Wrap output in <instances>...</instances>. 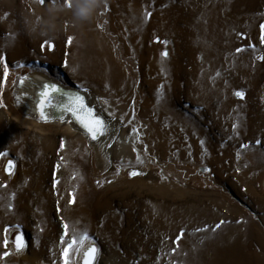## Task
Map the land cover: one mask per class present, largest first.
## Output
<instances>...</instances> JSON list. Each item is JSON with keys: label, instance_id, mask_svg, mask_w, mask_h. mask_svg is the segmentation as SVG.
Masks as SVG:
<instances>
[{"label": "rangeland", "instance_id": "1", "mask_svg": "<svg viewBox=\"0 0 264 264\" xmlns=\"http://www.w3.org/2000/svg\"><path fill=\"white\" fill-rule=\"evenodd\" d=\"M262 56L264 0H0V264H264ZM41 72L117 108L107 148L26 112Z\"/></svg>", "mask_w": 264, "mask_h": 264}, {"label": "bare ground", "instance_id": "2", "mask_svg": "<svg viewBox=\"0 0 264 264\" xmlns=\"http://www.w3.org/2000/svg\"><path fill=\"white\" fill-rule=\"evenodd\" d=\"M3 45L5 44L3 43ZM95 61H94L93 71L92 70L87 71L86 76H84L88 80H90V82L95 83L97 85L98 84L102 85L104 87L107 86L108 84H113L114 86L116 85L118 89L124 85V77L119 76L118 75L119 73L118 74L113 73L114 74L113 75L107 67L106 69H103L102 73H100L99 63ZM80 71L83 72L82 70ZM115 76L117 80L115 79ZM44 85H55L56 88L61 90L60 93L54 94L55 100L53 101V103L57 105V107L47 109V117H48L47 121L48 122L51 121L52 123L56 121L63 122L66 124L68 123L69 125H72L74 129L76 130L80 129L83 135H87L88 137H90V139H92L91 135H89V133L81 126V124L77 121L76 117H74L70 112L63 110L65 106L71 102L70 97H75V96L82 97L84 104L87 106V108L91 109L95 116L103 119L107 126V132L105 135L100 136L95 140L92 139L96 145V149L98 150V152H101L103 148L104 149L107 148L108 141L112 138L114 131H116L115 130L116 124L113 123L111 118L107 116V114L104 111V108L109 113L119 114L117 112V108L112 107L110 109H107L104 106V103L102 104L104 106L102 108L101 104L96 102L95 94L92 93V91L86 92L76 87L66 86L65 84H62L59 81L51 78L50 76L42 74L41 72L27 79V81L24 83V88L21 91V96L24 103L23 108L30 116L40 121H44L41 118L40 110L38 107L41 99V92L45 91V89L43 88ZM33 177L34 174L30 173V177L26 179L29 180L28 185L26 186L22 185L19 180L14 181L13 179H11V183L9 185H6L5 187L6 195L7 194L17 195L14 204L17 201V198L20 197V194L24 195V193L29 189L30 185L33 184V179H32ZM2 190H4V188L0 189V193L3 192ZM23 213H25V211H23Z\"/></svg>", "mask_w": 264, "mask_h": 264}, {"label": "snow or ice", "instance_id": "3", "mask_svg": "<svg viewBox=\"0 0 264 264\" xmlns=\"http://www.w3.org/2000/svg\"><path fill=\"white\" fill-rule=\"evenodd\" d=\"M40 3L43 4L44 0H40ZM67 4L69 7H71V0H67ZM164 55L166 56L167 53H164ZM261 60H264V56L260 57ZM7 66L5 65V78L7 77ZM21 83H23V80L21 81ZM43 88L45 89V91L41 92V99L39 102V110H40V115L41 118L47 122V109L50 108H54L57 107V105H55L53 103V101L55 100V93H60L61 90L56 88L55 85H44ZM236 95L238 97H243V93L241 92H237ZM70 103L68 105L65 106V108L63 109L64 111H68L70 112L74 117H76L77 121L81 124V126L89 133V135H91L92 139H97L100 136H103L106 134L107 132V126L104 122L103 119L95 116L92 112L91 109L87 108V106L84 104L83 98L79 97V96H75V97H70ZM13 167L12 162H9V166L7 171L9 172V174H11V169ZM138 173L133 172L132 175L135 176ZM6 186V185H5ZM68 225L65 224L64 228H65V235L68 234ZM84 240H87V235H83L80 238V241L78 242L75 238H73L69 243H68V249H72L74 245H76L77 243H82ZM63 242V241H62ZM16 248L17 251L20 250V248L22 247V242H21V237H17L16 238ZM5 246H7V240H5ZM97 250L93 247L88 249V251L86 252L85 256V264H90V260L89 258L92 257V254L95 253ZM63 255L65 257L68 256V251L65 250ZM65 264H69V261L67 259H65Z\"/></svg>", "mask_w": 264, "mask_h": 264}, {"label": "clouds", "instance_id": "4", "mask_svg": "<svg viewBox=\"0 0 264 264\" xmlns=\"http://www.w3.org/2000/svg\"><path fill=\"white\" fill-rule=\"evenodd\" d=\"M96 5H89V6H78L77 16L80 18H86L87 15L90 13L91 8L95 7Z\"/></svg>", "mask_w": 264, "mask_h": 264}]
</instances>
